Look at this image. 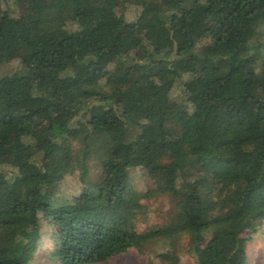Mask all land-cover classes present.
<instances>
[{
  "label": "trees",
  "instance_id": "16d2710c",
  "mask_svg": "<svg viewBox=\"0 0 264 264\" xmlns=\"http://www.w3.org/2000/svg\"><path fill=\"white\" fill-rule=\"evenodd\" d=\"M35 1L30 21L0 0V67L17 60L0 73V264H35L43 224L57 264L151 242L179 264L170 233L193 264H246L241 231L264 218V0H140L132 23L131 0ZM158 195L170 207L141 229Z\"/></svg>",
  "mask_w": 264,
  "mask_h": 264
},
{
  "label": "rangeland",
  "instance_id": "374dc122",
  "mask_svg": "<svg viewBox=\"0 0 264 264\" xmlns=\"http://www.w3.org/2000/svg\"><path fill=\"white\" fill-rule=\"evenodd\" d=\"M139 2L140 0H131V4L125 9V16L128 23L133 22L139 10ZM9 4L15 11L26 16L28 20L33 21L35 19L36 10L38 9V3L35 0H9ZM4 8V4H0V15L3 13ZM129 32L131 33V31ZM262 39L264 41V31ZM16 64L17 60H14L8 64L2 65L0 67V73H11L15 69ZM180 94L181 84L176 83L170 91V96L178 99ZM94 172V169H92V176ZM135 182L137 188H143L144 179L140 175L135 177ZM61 190V193L65 195H75L79 191V188L76 186L70 187V182L65 181ZM169 207L170 204L166 196L158 195L154 199H151L149 201V211H147V220H139L140 228L143 229L149 225L162 222ZM43 231L44 234L39 241V251L37 255L39 259L35 264H57L55 261L47 259V253L53 245L50 236L47 235L48 229L45 227V224H43ZM241 235L250 237L245 247L246 264H264V218L257 222L255 229L248 225L241 231ZM167 245L168 251H170V254L174 256L179 264H193L192 256L187 251V238L185 235L170 233ZM163 248H165L164 243L151 242L145 246L142 254H139L135 249H130L126 253L113 258L108 263L98 264H146L148 258H150L153 264H163L155 255L156 252L161 251Z\"/></svg>",
  "mask_w": 264,
  "mask_h": 264
}]
</instances>
